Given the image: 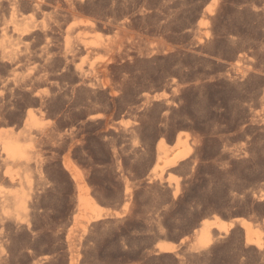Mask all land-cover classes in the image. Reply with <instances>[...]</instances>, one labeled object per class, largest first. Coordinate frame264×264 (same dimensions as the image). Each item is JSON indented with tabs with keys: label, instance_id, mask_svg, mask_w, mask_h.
<instances>
[{
	"label": "rangeland",
	"instance_id": "1",
	"mask_svg": "<svg viewBox=\"0 0 264 264\" xmlns=\"http://www.w3.org/2000/svg\"><path fill=\"white\" fill-rule=\"evenodd\" d=\"M44 1L0 0V264H264V0Z\"/></svg>",
	"mask_w": 264,
	"mask_h": 264
},
{
	"label": "bare ground",
	"instance_id": "2",
	"mask_svg": "<svg viewBox=\"0 0 264 264\" xmlns=\"http://www.w3.org/2000/svg\"><path fill=\"white\" fill-rule=\"evenodd\" d=\"M24 1H27V0H11V3H10L11 4L10 5V18H11V22L14 24L13 31H15L20 36V38H21V36H24V35L26 36L27 34H30L31 32H33L35 30V25H30L29 23H18L19 22V20H18L19 13L21 11V6L24 3ZM28 1H29V3H31L32 8L34 10H36V12L37 11H41L43 9V6L46 4L44 0H28ZM77 3H78V0H56V6L55 7L58 10H59V8L67 9V7L69 8V6H72V8H73L74 5L77 4ZM1 5H2V3L0 2V10L2 9ZM34 10H33V12H35ZM77 22H79V21H77ZM85 22L86 21H83V20L80 21V23H82V24L85 23ZM87 22L89 24V21H87ZM73 24H71V25H73ZM90 25H91V23H90ZM8 29H9V23L8 22L3 23V27H2L3 34H2V37L0 35V43L2 44L1 45L2 47H4V45H5V40H6V39H4L5 36L9 34V33L7 34ZM6 37H8V36H6ZM5 46H7V45H5ZM6 48L7 47H4V49H6ZM9 56H10V54H9ZM4 57L6 58V56H4ZM7 59H9V58H7ZM8 62H10V61H8ZM1 142H2L1 152L5 155L4 159H5L6 162H14V163H17V164H27L30 161V156H29V153L27 151L26 146L22 143L20 137H14L11 131H6V136L2 138ZM184 157H185V154H178L176 156V158L179 159V160L183 159ZM175 163H176V160H172L168 165H172V164H175ZM8 176H9V179L11 181L15 180V174L14 173L9 172ZM75 179H76L77 182H79V180H80V178L77 177V176L75 177ZM13 193L14 192H12V195H13ZM13 197H14V200H15V203L14 202L13 203L16 206V210L17 211L22 210V208H24V204H25L24 195L18 194V193H14ZM2 200L3 199H1L0 201H2ZM16 210L14 209V211H16ZM216 218L217 217H215V219ZM236 220L238 222H240V221L243 222L244 228L246 230V236H247V238L251 239V223H249L246 220H243L241 218H237ZM212 222L213 221H209V220L204 221L202 226L198 230L195 231L196 236H197V238H196L197 241L193 243L192 248H197V246L201 247V248H205V247L209 246L212 243L213 238L210 236V230H209L210 229L209 228L210 225L213 224ZM219 226H220V230H219L220 232L219 233H221L222 230L223 231H227V228H225L224 224H220ZM184 242H185V239H183L181 241V243H184ZM174 247H175V245L173 243H169V242H162V243H159V245H158V248H159L160 251H171V250H173Z\"/></svg>",
	"mask_w": 264,
	"mask_h": 264
}]
</instances>
